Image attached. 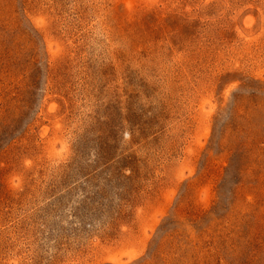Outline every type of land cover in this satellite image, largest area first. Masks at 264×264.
Instances as JSON below:
<instances>
[{"label":"rangeland","instance_id":"1","mask_svg":"<svg viewBox=\"0 0 264 264\" xmlns=\"http://www.w3.org/2000/svg\"><path fill=\"white\" fill-rule=\"evenodd\" d=\"M0 264H264V0H0Z\"/></svg>","mask_w":264,"mask_h":264}]
</instances>
